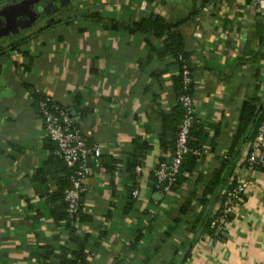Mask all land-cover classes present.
I'll use <instances>...</instances> for the list:
<instances>
[{
	"label": "crops",
	"instance_id": "obj_1",
	"mask_svg": "<svg viewBox=\"0 0 264 264\" xmlns=\"http://www.w3.org/2000/svg\"><path fill=\"white\" fill-rule=\"evenodd\" d=\"M141 1L65 2L29 28L19 49L0 55V264H61L81 249L86 264H264V169L249 174L225 233L207 228L229 179L245 171L256 115L248 108L264 97V0L258 8L256 0L221 8L145 0V10ZM155 15L180 22L194 85L189 144L204 149L189 154L165 195L153 188V170L169 157L180 123L178 67L161 57L152 30H131ZM36 92L64 107L100 149L74 223L54 216L63 212L67 174L44 135Z\"/></svg>",
	"mask_w": 264,
	"mask_h": 264
},
{
	"label": "built area",
	"instance_id": "obj_2",
	"mask_svg": "<svg viewBox=\"0 0 264 264\" xmlns=\"http://www.w3.org/2000/svg\"><path fill=\"white\" fill-rule=\"evenodd\" d=\"M9 3L14 0H4ZM217 5L220 8L228 6L225 0H210L208 6ZM259 1L255 6L258 8ZM148 3L142 0L140 8L145 10ZM182 81L184 88L193 83L190 69L182 66ZM182 106L183 115L175 135L174 144L169 157L159 162L153 170L154 190L161 195L172 191L180 173L185 156L191 151L189 148L190 132L195 122L194 100L192 95L183 93L178 97ZM262 115L256 124L255 132L246 142L244 157L245 171L229 179L224 197L216 212L209 218V226L216 236L225 233L229 218L234 212L235 205L241 202L250 187L249 174L256 169H264V106ZM39 118L42 121L44 135L55 144L54 155L60 158L65 166L72 170L70 185L65 190L63 200L66 203L67 221L74 223L83 209V194L86 191L85 180L92 174L89 162H97L100 149L97 146L89 147L83 132L75 125L70 114L60 105L43 101L39 104ZM193 154L200 155V150H193ZM223 157L227 153L223 152ZM144 171L141 159L134 167L136 175ZM133 196L138 195L137 189L132 191Z\"/></svg>",
	"mask_w": 264,
	"mask_h": 264
},
{
	"label": "trees",
	"instance_id": "obj_3",
	"mask_svg": "<svg viewBox=\"0 0 264 264\" xmlns=\"http://www.w3.org/2000/svg\"><path fill=\"white\" fill-rule=\"evenodd\" d=\"M72 1H76V0H54V9H51L48 12L57 11L58 8L61 5H63V3L66 4V3H68V2L70 3ZM4 4H5V1L4 0H0V6H2ZM43 17H44V15L41 16V17L36 16L29 24L21 25L16 31H14V32L6 35V36H4V35L0 36V55L3 52H5V51L19 49V47L22 44H24V42H27L30 39V36H31V34L27 35V33H28L27 31L29 30V28L32 25L36 24ZM179 25H180V22H178V23L165 22L160 16L155 15V16H151L149 18L143 19L139 23H136V25H134V28L131 29V30L132 31H137V30L149 29V30H152V32L154 34H156L157 37L162 38L164 49L161 52L162 53L161 57L171 56L172 59L174 60V63L178 67V74L175 77L177 85H178L177 86L178 92H179L178 93V97L181 94H183V93H188L189 95L193 96V93H194V85H193V83L190 84L188 86V88H184L183 81H182V70H181L182 66L188 67V69H190V71H191V67H190L191 53L188 52L185 49V42H184V38H183V36H182V34L180 32ZM11 36L12 37L15 36L16 38L18 37L19 40H16V42L10 43V44H8L6 46L2 45L3 42H4V38L11 37ZM191 75H192V71H191ZM192 78H193V76H192ZM33 100H34V108H35L36 112H38L39 104L41 102H43V101H46V100L48 102L54 103L55 105L56 104L59 105L52 98L47 97L45 95H42L39 92L33 93ZM178 104H179V107H178L179 109L173 115H176V117H180V122H181L182 115H183V110H182L181 104L179 102H178ZM62 108L65 109L64 107H62ZM248 111H249V113H251L252 116H254V114L256 112V115H255L256 118L254 117L256 119L255 124H252V125L250 124V129H249V132H248V133L251 134V137H252L254 132H255L256 124L260 120L261 115H262L263 112L261 110L259 112V114H258L257 107L254 106V105H253V107L248 108ZM194 124H195V122H194ZM194 124H193V126L191 128V131H192L193 127H194ZM75 125L78 128H80L76 123H75ZM179 125H180V123H179ZM179 125H178V127H179ZM178 127L175 130V135H176V133L178 131ZM81 131H82V129H81ZM190 136H191V132H190ZM49 141H51V140H49ZM51 143H53V142L51 141ZM189 143H190V140H189ZM173 144H174V142H173ZM196 147H198V148H190V144H189V148L191 149V151L185 156V159H184V161H183V163L181 165L180 173L177 175V181H176L175 185L179 181V177H180V175L182 173L183 165H184L186 159L188 158L189 154L192 153L193 150H200V151L204 150L203 147H201V145H198V146L196 145ZM54 150H55V144H54L53 154H54ZM141 155L142 154L139 151L138 154H136V156L134 157V161H135L134 162V167H135V165L138 164L139 159L141 158ZM55 157L63 163V161L60 158H58L57 156H55ZM92 163H93L92 161L89 162L90 168L92 167ZM63 165H64V168H65V172L67 174L66 177H67V182H68V187H69V185H70V175H71L72 170L67 168L64 163H63ZM175 185L173 186V188L175 187ZM153 188H154V176H153ZM63 196H64V194H63ZM82 198H83V196H82ZM60 209L63 211L62 212L63 215L62 214H61V216H60V214H58L59 216L54 215L55 218L58 219V218H62L63 217L67 221L66 203L64 202V200H63V204L61 205ZM209 220L210 219H208V221H207V228L210 230L211 233H213L212 229L209 226V223H210ZM67 222L70 224L69 221H67ZM85 256H86L85 252L83 251V249H81L76 254H74V256H73V258L71 260H67L66 259L61 264H86Z\"/></svg>",
	"mask_w": 264,
	"mask_h": 264
},
{
	"label": "water",
	"instance_id": "obj_4",
	"mask_svg": "<svg viewBox=\"0 0 264 264\" xmlns=\"http://www.w3.org/2000/svg\"><path fill=\"white\" fill-rule=\"evenodd\" d=\"M46 3L47 0H14L0 6V36L16 31L21 25L29 24L36 16L41 17L53 9L52 3ZM263 106L264 97L260 102L258 114Z\"/></svg>",
	"mask_w": 264,
	"mask_h": 264
},
{
	"label": "flooded vegetation",
	"instance_id": "obj_5",
	"mask_svg": "<svg viewBox=\"0 0 264 264\" xmlns=\"http://www.w3.org/2000/svg\"><path fill=\"white\" fill-rule=\"evenodd\" d=\"M47 3H52V6H53V8H54V0H47ZM46 3V4H47Z\"/></svg>",
	"mask_w": 264,
	"mask_h": 264
}]
</instances>
